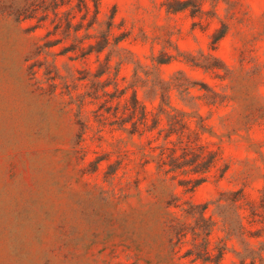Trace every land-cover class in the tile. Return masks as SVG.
<instances>
[{
    "label": "rangeland",
    "instance_id": "rangeland-1",
    "mask_svg": "<svg viewBox=\"0 0 264 264\" xmlns=\"http://www.w3.org/2000/svg\"><path fill=\"white\" fill-rule=\"evenodd\" d=\"M77 3L0 0V264H264V0Z\"/></svg>",
    "mask_w": 264,
    "mask_h": 264
},
{
    "label": "trees",
    "instance_id": "trees-1",
    "mask_svg": "<svg viewBox=\"0 0 264 264\" xmlns=\"http://www.w3.org/2000/svg\"><path fill=\"white\" fill-rule=\"evenodd\" d=\"M78 10L81 12V19L77 20L75 23L71 19L67 20H55L54 24L52 26V30L47 31V35L51 33H56L57 31H61L66 36H74L75 39H77L76 42H80V38L90 37L89 29L93 28L94 25H98L101 27V22L98 20V14H99V0H94V9L90 11V8L86 2V0H78L77 3ZM91 12V15H90ZM33 17V14L30 16ZM43 18H40L37 20V22L43 21ZM86 19V20H85ZM113 20H109L106 23L105 29L99 28V39L96 41V44H90L86 50H82L81 56L87 55L91 53L92 51L100 52L102 51L108 44H109V38L110 33L112 30ZM84 30V34L81 36L79 33L81 30ZM96 36V35H94ZM76 43L70 46L69 49H66L67 51H75ZM142 115H145V111L143 107L141 108ZM190 210H187L186 213L190 214L192 216H196V218H199L202 221L203 229H205V232L209 233V230L211 228V222L208 217H206V211L208 209V203H203L199 205L189 204ZM179 234V232H178ZM207 237H205L204 245L202 246V249L199 250L203 252L204 254L208 255V248H207ZM191 252H188V254ZM221 253V252H220ZM219 253V256L220 255Z\"/></svg>",
    "mask_w": 264,
    "mask_h": 264
}]
</instances>
